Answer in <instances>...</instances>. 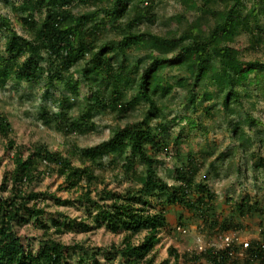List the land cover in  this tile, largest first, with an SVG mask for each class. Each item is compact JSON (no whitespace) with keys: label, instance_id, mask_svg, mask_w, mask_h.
<instances>
[{"label":"trees","instance_id":"16d2710c","mask_svg":"<svg viewBox=\"0 0 264 264\" xmlns=\"http://www.w3.org/2000/svg\"><path fill=\"white\" fill-rule=\"evenodd\" d=\"M144 1L21 0L17 10L22 13L26 36L14 29L8 16H0V28L7 31L5 50L8 55L0 54V88H6L13 79L18 84L25 80L40 81L46 85L47 95L51 88L62 90L61 98L56 100L60 110L43 109L39 116L44 125L63 134L66 140L73 133L96 129L95 117L101 112L116 113L121 120L129 117L135 104L148 103L142 120L116 126L108 138L95 145L81 148L67 140L71 144L67 154L43 143L18 145L12 136L14 129L10 119L0 112V138L15 150L14 167L0 186V264H74L69 251L76 248L75 245H67L48 235L50 226L43 220L48 198L58 204L72 200L36 192L30 186L47 175L63 176L68 190L85 182L86 190L78 200L90 202L93 201L92 185L104 181L98 171H105L122 158L129 160V154L143 163L145 172L136 173L131 163H123L127 174L134 175L135 184L124 192L103 188L99 197L111 200L103 203L97 200V211L93 215L97 224L113 233L123 231L125 234L122 247L111 245L119 255L120 264H154L150 253L160 240L161 229L168 223L163 204H181L195 209L208 222L204 208L214 199L208 184L197 183L195 176L187 175L181 167L177 175L179 184L169 185L158 177L159 159L147 148L159 139L161 129H168L162 123L153 127L151 122L163 110L159 100L167 97L176 85L187 92L191 104H195L200 95L212 99L208 86H215L224 114L238 119L232 122L237 135L234 138L243 152L252 147V137L245 125L254 126L259 121L245 103L252 100L249 82L261 80L260 83H264V61L243 60L240 49L232 43L244 32L253 33L254 43L261 42L263 36L255 32L262 31L260 16L264 14V0H255L260 8L254 5L245 13L242 11L244 0H182L191 10L199 12L197 17L179 21L164 34L143 29L144 25L153 26L158 20L155 5L144 7L141 5ZM77 4L95 8L78 13L74 10ZM37 12L44 13L40 21L35 16ZM109 23L112 26H108ZM132 47L147 49L150 55L131 58ZM168 68L179 70L173 76L174 82L164 79ZM125 86L137 88L138 92L129 99ZM83 88L85 92L81 96ZM72 109L77 115L71 113ZM191 123L195 125L194 121ZM259 160V165L264 167V157L260 156ZM194 190L199 195L191 200L188 197ZM152 202L160 205L155 211H151ZM248 203L249 198L245 197L239 209L251 212L252 205ZM33 218L47 235L37 250L33 244L25 243L15 230L16 224L33 221ZM68 220L66 214L59 213V217L53 219L55 231H62L69 225ZM79 223L88 225L85 220ZM212 223H217L215 218ZM182 226L181 223L176 228L179 233L186 231ZM219 226L226 227L224 223ZM143 230L146 232L137 243L134 237ZM262 233L263 238L251 239L246 249L235 243L231 246L214 244L204 250L195 249V256L191 258L204 257L208 264L216 261L236 264L240 256H245L246 262L264 263V229ZM226 234L229 232L222 233L221 239ZM169 253L174 256L172 264H178L180 256L176 250L170 248ZM184 258L189 259L187 253ZM84 261L81 257L77 264H85ZM87 264L103 262L94 252Z\"/></svg>","mask_w":264,"mask_h":264},{"label":"rangeland","instance_id":"374dc122","mask_svg":"<svg viewBox=\"0 0 264 264\" xmlns=\"http://www.w3.org/2000/svg\"><path fill=\"white\" fill-rule=\"evenodd\" d=\"M20 1L0 0V16H8L14 29L26 36L27 31L21 19L22 13L17 10ZM141 5L144 7L155 5L158 20L153 26L144 25L143 29L160 34L168 32L179 21L193 20L199 13L191 10L182 0H145ZM254 5L260 8L255 0H244L243 13ZM100 6H102L101 3ZM74 8L75 12L83 13L95 7L77 4ZM35 16L40 21L44 13L37 12ZM2 17H0V24ZM260 20L262 31L255 32L256 35L263 36L259 44L253 42L254 36L250 32L241 33L232 43L240 49L243 60L264 61V14H261ZM108 26L112 24L109 23ZM110 37H114V34L111 33ZM6 42L7 31L0 28V54L4 56H8L5 50ZM130 52L131 58L138 55H150L144 48L132 47ZM178 71L174 68L166 69L164 71L166 82H174L173 76ZM260 82L261 80L249 82L252 100L246 102L245 107L259 123L254 126L245 125V130L253 141L252 147L246 152L242 151L238 140L234 138L237 135L233 132L232 122L238 119L236 116L228 117L224 114L222 105L218 102L219 93L215 86H208L209 91L213 93L212 99L209 100L205 95H200L195 104L190 103L187 92L182 91L179 85H176L167 97L159 100L163 110L159 112L151 125L157 127L162 123L168 126V129H161L159 139L147 145L148 150L155 152L159 159L156 170L158 177L169 185L176 186L179 184L178 169L182 167L187 175L195 176L197 183L206 182L214 193V199L204 208L208 215V222H205L204 217L195 209H189L181 204H163L168 223L161 229L160 240L150 253L154 257V264L162 262L172 264L174 256L170 255V248H174L179 254L178 264H208L204 257L195 260L191 256H195V249L204 250L205 247L214 244L221 246V234L226 232L240 235L249 241L263 238L264 167L259 165V158L264 157V83ZM51 89L52 91L47 95L46 85L40 81L25 80L18 84L13 79L9 81L6 88H0V112H4L10 119L14 129L12 136L18 145L29 146L43 143L53 150L58 149L67 154L71 145L67 143V140L75 142L81 148L95 145L108 138L116 126L142 120L148 108V103L141 101L129 111V117L121 120L116 117V113L101 112L95 117L96 129L84 133H73L66 140L63 134L50 129L40 120L39 115L43 109L50 112L60 110L56 100L61 98L62 90ZM84 92L85 88L82 89L81 96ZM137 92V88L131 89L125 86V94L129 99ZM71 113L77 115L75 109H72ZM193 121L195 125L191 123ZM24 150H26L25 147ZM14 151V148L7 147L5 139L0 138V186L4 182L5 175L14 167L12 159ZM253 152L255 154L251 155ZM108 161L109 157L106 158V162ZM123 163H131L136 173L145 172L143 163L129 154V160L122 158L117 164L108 166L105 171H98L104 181L92 185L93 201L90 202L85 199L78 200V196L86 190L85 182L77 188L68 190L65 188L63 176L47 175L30 186L31 190L36 192L55 194L62 199L72 200L68 204H58L54 199L48 198L43 220L50 226L48 235L67 245H75L76 248L69 251L74 264H77L81 257L87 264L94 252L98 254L103 264H120L119 255L114 253L111 245L122 247L125 234L123 231L113 233L105 226L97 224L93 215L97 211L95 205L97 200L100 203L111 200L99 197L103 188L124 192L135 184L132 180L134 175L127 174ZM198 195V191L194 190L188 198L196 200ZM245 197L249 198L248 205H252L251 212L239 209ZM150 206L151 211L160 207L156 202H152ZM59 213H64L70 218L69 225L64 226L62 231H55L53 219L58 218ZM212 218H215L217 223L213 224ZM81 220L87 221L88 225H81L79 223ZM181 223L186 231L179 233L176 228ZM223 223L225 228L219 226ZM15 230L25 243L33 244L35 250L47 236L35 218L33 221L16 224ZM145 232L143 230L135 235L134 240L137 243L141 241ZM185 253L188 260L184 258ZM244 257L240 256L236 264H264L260 261L246 262Z\"/></svg>","mask_w":264,"mask_h":264},{"label":"built area","instance_id":"2783aa9c","mask_svg":"<svg viewBox=\"0 0 264 264\" xmlns=\"http://www.w3.org/2000/svg\"><path fill=\"white\" fill-rule=\"evenodd\" d=\"M233 243L237 244V245H241L242 248L246 249L250 246V241L245 239V238H242L240 235H236L234 233H229V234H226L223 236V239H222V244L223 245H226V246H231ZM243 253H241L242 255ZM232 255V253H231ZM212 264H223L222 262L220 261H216Z\"/></svg>","mask_w":264,"mask_h":264}]
</instances>
